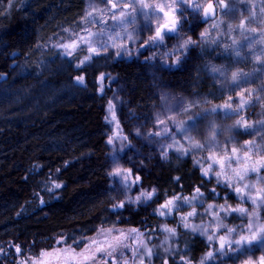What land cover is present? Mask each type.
Wrapping results in <instances>:
<instances>
[{
  "label": "rangeland",
  "instance_id": "obj_1",
  "mask_svg": "<svg viewBox=\"0 0 264 264\" xmlns=\"http://www.w3.org/2000/svg\"><path fill=\"white\" fill-rule=\"evenodd\" d=\"M82 1L81 7L75 13L59 19L53 31L41 38L37 45L39 52L44 55L54 51L62 58L78 55L83 61L89 56L90 48L95 47L100 55H93L91 60L84 64L92 63L96 59L101 60L103 65L116 60L142 64L153 76L158 98L153 119L149 122L145 121L127 109L126 91L123 80L119 76H114L105 70L99 78V88L109 98L106 117L110 153L109 173L115 171L116 168L131 169V179L135 180L137 176L139 177V180L126 190L116 182L114 177L110 176L112 208L117 211L121 210V208H114V205L121 202L124 206H141L153 201L157 196L156 188L145 189L140 185L138 173L144 166L143 159L158 157L163 160L174 154L184 159H191L203 174L204 170L211 165L208 175H205L207 178H214L213 173L222 172L230 181H233L227 188L231 194H233V188L239 187L244 189L246 195L248 189L245 185H249L255 186V190L251 192L252 196L256 197L257 193L264 196V127L260 126V122L264 121V0H256L257 2L244 14L234 13L236 11L231 5L233 0H193L203 5L204 8L207 3L213 1L218 9L216 18L203 24L201 22L203 11L199 16H193L191 12H188L186 13L188 22L185 23L177 11L176 16L180 20L179 37L173 36L171 39L165 37L164 46L157 48L145 46L144 41L154 35L157 23L163 22L158 17L152 18V31L144 29L145 21L138 11L135 24L127 23L119 27L114 24L113 12L110 11L109 3H105L104 0ZM112 2L129 3L130 0H112ZM144 2L165 5L164 10L167 12L169 11L167 5L173 4L174 0H144ZM222 5L227 7H222ZM176 7H180L178 0H176ZM89 13L95 17L91 22H89ZM116 14H119V10ZM196 26L199 27V32L195 34L198 31L195 29ZM253 29L255 31H252ZM242 30L247 31L245 35L240 32ZM99 33L104 35L98 36ZM81 38L91 43L85 46ZM189 38L194 43L188 46L186 53L175 51L178 44ZM73 43L77 44V47L69 49L72 52L70 56L65 54L62 47H59L62 44ZM100 43L109 45L114 43L117 47H108L105 50L100 48ZM124 49H127V52ZM174 51V55L169 54ZM116 52H120L121 55H115ZM237 52L239 55L236 54ZM16 63L17 60L13 62V66H16ZM192 63L199 68L200 74V79L194 81L193 87L181 88L167 81L165 72L180 69L185 65L191 66ZM80 65H82L81 62ZM213 68H218L220 71H213ZM232 73L248 75L242 77L236 86L231 79ZM204 82L209 84V91L202 89ZM242 100L245 103L241 109ZM225 104H230L235 114L225 115L227 110L222 107ZM213 107H217L216 113L198 120L195 128L191 127L194 114L205 113ZM241 119L252 127L249 129L237 127L236 121ZM126 123L133 124V131L129 133L126 131ZM182 129H187V131ZM109 140L112 143H109ZM196 144L203 145V147L196 148L194 147ZM232 148L237 150L236 153H232ZM229 157L233 158L231 162H229ZM236 157L240 159L237 160ZM219 161H223V167H220ZM245 166L255 167L257 171L249 172L242 182L235 181V173L231 170L239 171ZM224 176L219 182L221 185L224 182ZM214 179L217 181L216 178ZM55 185H60V187H55ZM63 186V182L54 174L49 177L42 193H46L50 199H55L60 196ZM153 190L155 193L151 199L128 203L129 197L134 199L141 192H152ZM176 196L186 197L181 194ZM192 197L187 196L190 200ZM43 199L44 196L41 195L38 199L39 203L43 204L45 201ZM170 199L173 197L168 198L163 204ZM198 200L203 202V206L197 202ZM237 201L235 206L228 201L218 203L213 199L208 200V197L203 194L202 197H197V200H193L188 205L180 206V201H176V205L179 206L178 210L177 207H173L171 215L165 211V215L161 216L159 213L163 204L159 205L156 215L160 223L153 227H148V225L142 228L102 226L90 237L79 238L72 237L70 233H59L49 240V245L46 243L43 247H36L34 244L27 246L15 242H2L0 243V264H79L82 255L94 256V259L88 261L87 264H113L111 258L97 252L96 249L103 247L110 251L108 246L116 244L117 237H120L122 245L126 244L129 247H117L112 253L116 264H122V262L141 264V260L142 264H186V262L187 264H201L206 254L199 262L190 260L188 250L179 243L178 236L181 232L199 235L206 240L207 253L212 251L214 258L204 261V264H244L248 259L258 264L259 258L264 256V249H254L240 256L239 259L232 258L235 254L229 252L227 247L223 250L226 255L216 254L219 247L216 237L238 238L235 233L230 236L226 229L220 226L221 224L227 228L236 229L240 234H248L241 231V226L247 228L249 223H252L253 227L264 226V205L259 203V199L255 204L238 198ZM209 204L214 206L211 210L208 209ZM218 205L245 208L248 215L231 213L225 217L224 212L215 207ZM193 210L196 215L188 217V213ZM214 214H218L219 223ZM232 215H236V220L230 223L228 218ZM181 217L188 218L182 222ZM183 223L200 226L207 231L202 234L199 230L185 229L182 226ZM165 228L175 229V235L165 231ZM133 229L138 232L133 233ZM213 234H215L213 241H209L207 237ZM144 245L152 249L150 258L144 254ZM17 246L20 248L19 252L15 250ZM133 251L136 253L135 258L132 255ZM121 252L123 256L120 255ZM41 253L51 255L42 257ZM77 254L82 255L77 256Z\"/></svg>",
  "mask_w": 264,
  "mask_h": 264
},
{
  "label": "trees",
  "instance_id": "obj_2",
  "mask_svg": "<svg viewBox=\"0 0 264 264\" xmlns=\"http://www.w3.org/2000/svg\"><path fill=\"white\" fill-rule=\"evenodd\" d=\"M82 2L0 0V78L8 74L6 81H0V243L43 247L59 233L79 238L90 237L102 226L153 227L160 223L159 205L174 195L194 196L196 188L208 200L237 205L236 196L227 188L207 178L191 159L174 154L163 160L143 159L140 185L156 188L153 201L118 211L112 208L109 98L99 88V78L105 70L119 76L127 109L145 121L153 119L158 98L153 76L142 64L116 60L103 65L96 59L80 65L78 55L62 58L54 51L39 52L41 38ZM255 2L233 0L231 5L235 14H244ZM240 32L245 35L247 31ZM198 71L192 63L164 74L170 84L182 88L193 87L200 79ZM78 76L84 77L83 85L76 82ZM204 83L202 89L209 91V84ZM125 126L128 133L133 131V124ZM54 174L64 186L59 197L50 199L42 190ZM212 189L220 196L212 195ZM39 195L44 196L43 204ZM235 217L228 221L232 223ZM178 238L190 260L199 262L207 253L203 237L181 232Z\"/></svg>",
  "mask_w": 264,
  "mask_h": 264
},
{
  "label": "snow or ice",
  "instance_id": "obj_3",
  "mask_svg": "<svg viewBox=\"0 0 264 264\" xmlns=\"http://www.w3.org/2000/svg\"><path fill=\"white\" fill-rule=\"evenodd\" d=\"M104 2L109 3L111 5L110 11L113 12L112 18H113L115 26L123 27L127 23L135 24L137 11H138L140 17L145 21L144 29L146 31H152L153 30V25H152V18L153 17H158L160 20H162L163 22L157 23V25L155 26L154 35L149 36L147 38V40L144 41V45L147 47H150V48H157V47L164 46L165 37H168L170 39L173 38V36L179 37L180 28L178 27V25H180V20L176 16L177 11H179L180 16L183 17L185 23L188 22V16L186 15V13H188V12H191L193 14V16H199L201 11H203L205 18H208V17L213 16L215 14L214 7L211 3H209L207 5V7L204 8L203 5H201L198 2H193V0H178V4L180 5L179 8L176 7V0H174L173 4L167 5V7L169 9V11H167V12L164 10L165 5L149 4V3L144 2V0H130L129 3H122V2L116 3V2H112V0H104ZM222 7L226 8L227 6L222 5ZM117 10H119L118 15L116 14ZM88 16H89V22H91L93 19H95V17H93L91 13H89ZM252 31H255V30L253 29ZM89 35H92V34L89 33ZM97 35L103 36L104 34L99 33ZM81 42L83 44H85V46H87L89 43H91V41L84 40L83 38H81ZM97 42H99V41H97ZM193 43H194V41H192L189 38V39L183 41V43L178 44L175 51H180V52L186 53L188 46L192 45ZM59 47H62L65 51V54L70 56L72 54V52L69 51V49L77 47V44H75V43H73V44H62V45H59ZM108 47L115 48V47H117V45H115L114 43L112 45H109L107 43H100V48L107 50ZM120 47H123V46H120ZM124 51L127 52V49H124ZM175 51L172 53H169V54L174 55ZM236 54L239 55L238 52ZM93 55H96V56L100 55V52L95 47L90 48L89 56L86 57L85 60L81 61V64H84L87 61L91 60ZM115 55L119 56V55H121V53L116 52ZM257 59H259V57H257ZM168 67H171V66H168ZM77 68H80V65H77ZM212 70L217 71V72L220 71V69H218V68H213ZM221 74H223V73H221ZM247 75L248 74H244V73H241V74L232 73L231 79L236 84V86H238L239 80L242 77H246ZM225 78L227 79V77H225ZM101 79H103V77H101ZM76 82L80 85H83L84 77L83 76L76 77ZM244 103L245 102L242 100L241 106H240L241 109L243 108ZM222 107L227 110L225 112V115L235 114V110H233L231 108L230 104H225ZM216 112H217V107H213L211 109H208L205 113L194 114V117L192 118L191 127L195 128L198 120H201L205 116L212 115L213 113H216ZM236 126L244 128V129H249L252 127L251 125H248L242 119L236 121ZM260 126L264 127V121L260 122ZM182 130L187 131V129H182ZM155 135H159V133H155ZM109 143H112V141L109 140ZM249 143H251V142H249ZM194 147L201 148V147H203V145L196 144V145H194ZM231 151H232V153H236L237 150L235 148H232ZM165 155H167V153H165ZM113 159L115 160L116 157L114 156ZM228 159H229V162H231L233 158L229 157ZM236 159L239 160L240 158L236 157ZM219 165H220V167H223V161H219ZM211 167L212 166L209 165V168L204 170V175H206V176L208 175V172H209ZM231 171H233L235 173V181L242 182L244 180V177L249 172L255 173L257 171V169L255 167L249 168V167L245 166L244 168H241L239 171H237L235 169H232ZM109 175L114 177L116 179V182L118 184H120L122 186V188H124L126 190L130 189L132 187V185L139 180L138 176L135 178V180L131 179V169L121 170L120 168H116L115 171L109 173ZM213 176H214V178L217 179V181L219 183V182H221V177L224 176V174L222 172H215V173H213ZM176 179L178 180L179 178L177 177ZM231 183H233V181H230L228 179V177L224 176V182L222 183V186L224 188H228ZM55 187H60V185H55ZM245 188L248 189V194L245 195L244 189L239 188V187L233 188V194L236 195V197L238 199L248 200V201H251L253 204H255L257 202V199H259V203L261 205H264V196H260L259 193H257L256 197L251 195V192L255 190V186L245 185ZM210 191H211L212 195L219 196V194L216 193L214 189H212ZM154 193H155V190H153L152 192H141L140 195L136 196L134 199L132 197H129L128 203L129 204L138 203V202H141V200L147 201V200L151 199V197L154 195ZM202 196H203V193L200 192L199 188H196L195 195L192 197L191 200L188 199L187 197H180V196L174 195L173 199H170L165 204L161 205V210H160L159 214L161 216H164L165 211H167V214L171 215V211H172L173 207H177V210H178L179 206L176 205V201H180V206H184V205L191 204L193 200H197V197H202ZM220 198L227 199L226 196H223ZM197 202L201 203V206H203L202 201L198 200ZM123 207H124L123 202L114 205V208H123ZM213 207L214 206L211 204L208 205L209 210H211ZM215 207H217L219 211H223L225 217H227L231 213L248 215L247 209L241 208V207L230 208V206L226 207L225 205H218ZM195 215H196L195 210H193V212L188 213V217H192ZM214 215H216L217 223H219L218 214H214ZM188 217H181V221L182 222L185 221ZM182 226L185 229H191L193 231L199 230V231H201L202 234L207 231L204 228H200V226L192 225L189 223H183ZM220 226L224 227L230 236L233 233H235L238 236V238L237 239H226L224 236L216 237V239H218V241H219V247L216 250V254H219L221 256L226 255V253L223 250L225 249V247H227L229 252H232L235 254L232 258L239 259L240 256L246 255L247 253L252 252L254 249H264V226L253 227L252 223H249L247 228H244L243 226H241V231L246 232L248 234H240V232H238L236 229L227 228L225 225H222V224ZM164 230L169 232L173 236L175 235V229L165 228ZM132 232L137 233L138 230L133 229ZM214 235L215 234L209 235L207 237V239L209 241H213ZM121 236H123V233H121ZM125 239H126V237H125ZM116 241H117L116 244H114V245L110 244L108 246V248L111 249L110 251L106 250L103 247L96 249L97 252L103 253L106 257L111 258L113 264H116V260H115V257L112 255V253L116 251V248L117 247H125V248L129 247L126 244L122 245L120 243V237H117ZM93 243H95V242H93ZM15 250L17 252H19L20 248L17 246L15 248ZM129 250L131 251V249H129ZM144 254L150 258L152 256V249L147 248L146 245H144ZM49 255H51V254L41 253L42 257L49 256ZM81 255L82 254H77V256H81ZM120 255L123 256V252H121ZM132 255L134 258L136 257V253L134 251L132 252ZM213 258H214V253L212 251H209L208 253H206V255L204 257V261L211 260ZM92 259H94V256L82 255V260L79 261V264H87V262L92 260ZM204 261H201V264H204ZM122 264H126V262H122ZM141 264H142V260H141ZM186 264H187V262H186ZM244 264H257V262L253 261L251 259H248L244 262ZM258 264H264V256L259 258Z\"/></svg>",
  "mask_w": 264,
  "mask_h": 264
},
{
  "label": "water",
  "instance_id": "obj_4",
  "mask_svg": "<svg viewBox=\"0 0 264 264\" xmlns=\"http://www.w3.org/2000/svg\"><path fill=\"white\" fill-rule=\"evenodd\" d=\"M209 3H211V4L213 5L214 10H215V14H214L213 16H210V17H208V18H205L204 13H203V14H202V19H201V22H202L203 24H207V23H209L210 21H212V19L216 18L217 13H218V9H217V7L215 6V3H214L213 1H211V2H209ZM209 3H207L205 6L207 7V5H208ZM206 7H205V8H206ZM178 27H179V25H178ZM17 54H18V53L16 52V54H14V56H16ZM13 67H14V66H13ZM7 77H8V74L6 73V74H4V75L0 78V81H6Z\"/></svg>",
  "mask_w": 264,
  "mask_h": 264
},
{
  "label": "flooded vegetation",
  "instance_id": "obj_5",
  "mask_svg": "<svg viewBox=\"0 0 264 264\" xmlns=\"http://www.w3.org/2000/svg\"><path fill=\"white\" fill-rule=\"evenodd\" d=\"M109 263H111V261Z\"/></svg>",
  "mask_w": 264,
  "mask_h": 264
}]
</instances>
